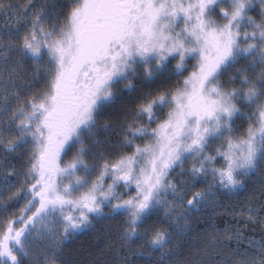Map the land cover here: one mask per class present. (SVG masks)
<instances>
[{
    "label": "snow or ice",
    "instance_id": "1",
    "mask_svg": "<svg viewBox=\"0 0 264 264\" xmlns=\"http://www.w3.org/2000/svg\"><path fill=\"white\" fill-rule=\"evenodd\" d=\"M0 17V264H264V0H0ZM205 209L240 219L189 249Z\"/></svg>",
    "mask_w": 264,
    "mask_h": 264
},
{
    "label": "trees",
    "instance_id": "2",
    "mask_svg": "<svg viewBox=\"0 0 264 264\" xmlns=\"http://www.w3.org/2000/svg\"><path fill=\"white\" fill-rule=\"evenodd\" d=\"M13 3L20 4L23 3L24 0H12ZM3 18L0 17V26H2ZM243 198L241 197L239 200L237 199H229L225 203V208L231 207H239ZM239 216H233L227 212H220L218 214L213 215L210 209H205L200 216L197 217V220L193 222L192 235L187 238L189 243V249L192 248H207L208 244L220 237L223 239V231L228 228L231 229L237 226V222L239 220ZM244 231L245 237L247 239L259 241L262 236L261 227L259 225L247 226L245 227L242 223L239 224ZM94 244V237L89 234L88 236H81L79 239H74L66 248V253L70 255H78L82 251L88 248L89 244ZM247 246V240H244L241 247ZM237 245L234 241H229L227 246H222L221 251H223L224 255L220 257V260H227L232 256V252L236 249ZM215 256V253H213Z\"/></svg>",
    "mask_w": 264,
    "mask_h": 264
},
{
    "label": "flooded vegetation",
    "instance_id": "3",
    "mask_svg": "<svg viewBox=\"0 0 264 264\" xmlns=\"http://www.w3.org/2000/svg\"><path fill=\"white\" fill-rule=\"evenodd\" d=\"M89 234H86V235H82V236H88ZM81 237V236H80ZM77 239H79V238H77ZM76 240V239H75Z\"/></svg>",
    "mask_w": 264,
    "mask_h": 264
}]
</instances>
